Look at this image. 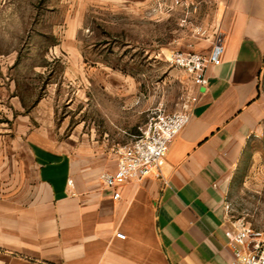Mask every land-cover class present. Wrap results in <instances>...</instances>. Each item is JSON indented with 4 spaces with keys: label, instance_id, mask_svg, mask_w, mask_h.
I'll use <instances>...</instances> for the list:
<instances>
[{
    "label": "crops",
    "instance_id": "0c3cea01",
    "mask_svg": "<svg viewBox=\"0 0 264 264\" xmlns=\"http://www.w3.org/2000/svg\"><path fill=\"white\" fill-rule=\"evenodd\" d=\"M134 1L138 15L157 21L180 9L188 29L175 38L182 49L209 53L221 37L220 63L208 64L205 86L189 77L187 93L197 102L170 144L162 176L152 171L124 181L117 198L100 175L116 167L113 143L132 141L148 119L143 105L122 96L128 87L121 96L111 85L99 88L103 96L89 87L88 102L74 110L66 132L68 119L58 122L51 95L28 105L14 78L0 83V264L232 260L226 193L234 173L264 149V0H181L166 11L153 0H72L70 7L134 8Z\"/></svg>",
    "mask_w": 264,
    "mask_h": 264
},
{
    "label": "rangeland",
    "instance_id": "374dc122",
    "mask_svg": "<svg viewBox=\"0 0 264 264\" xmlns=\"http://www.w3.org/2000/svg\"><path fill=\"white\" fill-rule=\"evenodd\" d=\"M70 4L72 0H0L1 84L14 78L28 105L51 95L58 122L68 119L66 132L72 130L74 110L88 102L92 86L97 96H103L99 88L106 85L121 89L117 96L128 87L122 96L129 97V104L146 108L145 120L158 108L179 107L189 88V75L168 54L182 49L175 38L188 32L180 9L157 21L147 12L138 15L136 1L130 4L134 8ZM73 21L80 28H68ZM75 54H80V61ZM261 88L264 94V63ZM113 144L116 148L123 143ZM226 201L233 221L243 220L264 231V149L234 173Z\"/></svg>",
    "mask_w": 264,
    "mask_h": 264
},
{
    "label": "built area",
    "instance_id": "2783aa9c",
    "mask_svg": "<svg viewBox=\"0 0 264 264\" xmlns=\"http://www.w3.org/2000/svg\"><path fill=\"white\" fill-rule=\"evenodd\" d=\"M153 1L156 8L161 11L170 10L181 4V0ZM200 31L205 32L202 29ZM223 50L221 37L218 36L209 53L176 49L171 52L169 59L176 67L187 73L195 84L205 86L208 84L207 66L210 63H220ZM196 102V95L186 93L179 109L167 111L158 108L139 127V133L132 141L116 147L115 169L103 171L100 175L103 183L114 189L115 198L120 196L118 186L124 181L140 180L152 171L156 176H162L170 144L190 120ZM117 236L126 237L123 232H118ZM225 236L233 253L228 264H264L263 230H254L247 222L238 220L233 221L231 227L225 229Z\"/></svg>",
    "mask_w": 264,
    "mask_h": 264
}]
</instances>
